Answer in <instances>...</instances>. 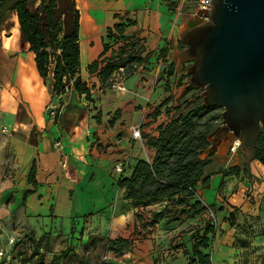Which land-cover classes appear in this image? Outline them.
Here are the masks:
<instances>
[{
    "label": "crops",
    "instance_id": "0c3cea01",
    "mask_svg": "<svg viewBox=\"0 0 264 264\" xmlns=\"http://www.w3.org/2000/svg\"><path fill=\"white\" fill-rule=\"evenodd\" d=\"M80 2L77 5L80 23V76L89 86L94 84L93 103L74 89L60 95L53 92L52 68L43 80L36 70L33 52L28 49V44L20 39L17 15L13 10L7 12L0 25V50L11 55L8 59L9 65L15 61L14 68L10 73H6L2 65L7 59L0 60V231L9 228L8 233L6 232L8 236L18 234L14 229H25L26 232H32L36 238L46 239L51 232L35 231V226L41 227L38 222H43L42 219L48 216L52 218L51 221L57 220L61 210L66 211L68 217H72L74 203L82 202L84 206L80 209L88 207V211L82 213L84 226L81 229L89 230L86 231L87 239L90 238V233H94L96 240L101 241L105 237L131 240L130 247L120 254L122 257L119 256V259H114L116 262H111L162 264L151 253L159 248L164 251L176 246L173 235L181 224L170 230L164 229L161 222L149 226L146 223L150 219L151 210L158 209L159 205L144 209L132 207L123 198L122 189L117 186L120 199L118 207L112 210L113 215L106 219L110 224L109 230L103 233L101 230H93L89 223L92 216L98 215V227H104L106 224L103 223L102 215L104 207L100 202L98 208L93 207L95 193L90 191L89 186H93V182L99 186L101 181L104 185L108 184V175H113L114 171L119 172L114 169L115 164L123 161L133 164L137 158H148L153 154L144 147L141 138L132 136L130 127L143 123L142 133H155L158 120H153L150 113L169 92L163 88L162 80H156L158 66L153 55L165 47L166 58L169 60L172 49L176 46L177 29L181 27L184 18L191 17L193 12L184 10L177 15V12L169 10L165 0ZM119 14H125L134 20V24L126 26L123 33L134 36L142 55L150 53V56L147 63L123 77L119 87H110L102 84L98 74H89L87 65L98 57L108 59L113 51H117L120 42H110L108 50L99 56L104 42L107 41L106 29L120 20L116 16ZM82 41L84 45H81ZM25 57L30 58L29 62ZM50 105L55 107V115L51 114ZM238 155L240 161H235ZM244 159L245 155L240 151V147L235 153L213 152L209 170L220 173L221 181H224L229 174L223 175L221 170L228 166L241 165ZM63 162H66L65 166L62 165ZM95 162L97 167L93 166ZM33 163L36 169L35 185L28 181ZM129 171L127 168L124 174L127 175ZM241 172L244 176L242 180L237 178V183H245L248 176L251 201H256L253 205L246 204L245 212L252 215L258 212L261 215L260 228L264 230V167L255 160L249 163L247 171L240 168L239 173L233 176L237 177ZM117 180L118 178L116 185ZM199 186L203 187L199 183L196 192L204 203ZM87 188L89 191H86ZM87 192L91 193L85 197ZM43 197L51 202L50 213H33L31 207L38 208V204L42 202L38 201L36 204V200ZM29 200L31 207H27ZM136 211L141 213L142 217H138ZM31 219L34 220L32 224L29 222ZM74 229L71 226L70 231ZM183 238L185 235H182L180 240ZM251 241L250 243L257 242L253 239ZM262 243L264 246V240ZM70 244L73 247L71 253L74 255L80 248L82 255L88 251V244L83 243L82 247L73 244V240ZM245 249L247 251L243 253L244 258L258 259L259 264H264V252L261 254L258 250H253V245H248ZM11 255L14 256L13 253ZM12 256H5L2 264H13ZM183 260L185 261V258Z\"/></svg>",
    "mask_w": 264,
    "mask_h": 264
},
{
    "label": "trees",
    "instance_id": "16d2710c",
    "mask_svg": "<svg viewBox=\"0 0 264 264\" xmlns=\"http://www.w3.org/2000/svg\"><path fill=\"white\" fill-rule=\"evenodd\" d=\"M177 3L178 0L166 1L171 12L175 11ZM10 10L17 15L20 39L33 52L36 70L43 80L52 68L53 92L60 95L74 89L93 103L94 84L89 86L80 76V23L76 0H0V25ZM118 17L120 20L106 29L107 41L104 42L99 56L108 50L110 42H120L117 51H113L108 59L98 57L87 65L89 74H98L102 84L110 87L113 86L114 73L119 67H123L122 73L126 77L140 65L147 63L150 56V53L142 55L134 36L123 33L126 26L134 24V20L125 14ZM166 50L167 48L162 47L153 55L158 66L156 80H162L163 88L169 92L150 113L153 120H158L155 133H142L143 123H140L143 145L153 154L148 158H137L133 164L121 162L123 170L118 177L117 186L122 189L123 198L132 207L144 209L158 204L159 208L151 210L146 224L154 226L161 222L164 229L170 230L187 223L188 220L198 219L211 209L210 205L202 203L196 187L199 183L203 186L209 184V166L213 153L205 156L201 154L210 145V133L221 124L222 108L218 105H206L200 92H195L200 88L190 81L185 85L184 79L189 75L177 71L173 61L166 58ZM240 148L245 154L242 164L224 168L221 170L223 175H237L240 168L247 171L253 160H257L264 167L263 131H260L253 147ZM127 168L130 171L125 175ZM35 172L33 163L28 174V181L33 185L36 184ZM135 213L142 217L138 211ZM201 223L199 226H190L184 232L187 242H182L183 238L178 243L184 249L183 264H212L209 249L215 233L214 223L210 219H203ZM27 235L31 244L35 245L32 255L37 254L39 244L45 237L36 238L32 232ZM93 241L94 238H91L90 243ZM102 243L104 251L118 256L130 247L131 240L105 237L102 238ZM14 244L18 245L17 242ZM69 246L53 258H66L72 254L73 247ZM18 254L23 255L20 252ZM12 257H17V254ZM23 258L25 257H22V262L26 260ZM71 262L70 264H92L85 255ZM30 264L42 262L35 259ZM96 264L113 263L101 260Z\"/></svg>",
    "mask_w": 264,
    "mask_h": 264
},
{
    "label": "rangeland",
    "instance_id": "374dc122",
    "mask_svg": "<svg viewBox=\"0 0 264 264\" xmlns=\"http://www.w3.org/2000/svg\"><path fill=\"white\" fill-rule=\"evenodd\" d=\"M167 1V0H165ZM78 2L80 0H76V3L78 5ZM81 4V2L79 3ZM191 8V7H189ZM189 10L188 7L185 6V11ZM176 13V11H174ZM120 16V14L118 15ZM186 19L184 18L183 23L180 28L177 29V32L175 34L176 36V46L174 49H172L171 55L169 60L173 61V63L176 66V69L178 72L187 73V67L190 65V61L187 58V54L185 52L186 44L183 42L182 37L184 33L187 31V22H185ZM84 45V41L81 42V45ZM11 55H7L0 50V60H5V63L2 65V69L6 71V73H10L11 69L14 68L15 61L12 62V65L8 64V59H10ZM25 60L29 62L30 58L25 57ZM15 70V69H14ZM118 74V71L114 73L113 78V84L115 76ZM185 85L188 78H185ZM191 83V82H190ZM199 88V87H198ZM181 90V89H180ZM196 93L201 92V88L199 90L195 91ZM201 95V93H200ZM22 102H24L22 100ZM221 125V124H219ZM218 125V126H219ZM94 139V138H92ZM221 151V150H220ZM224 151V149H222ZM240 151H242L243 155L244 150L240 148ZM207 150H205L201 156L207 155ZM241 153V152H240ZM235 161H240L239 155L236 156ZM255 161V160H253ZM252 162V161H251ZM260 166L261 163L258 162ZM237 165V164H236ZM93 166L97 167L98 164L93 163ZM95 168L92 169L94 171ZM119 176V172H113V175H108L110 178L108 180V184L104 185L103 181H101L100 185L97 186L95 182H93V186H89L90 191L94 194V208H98L99 202L101 203V206L104 207V212L102 213L103 216V223L106 224L104 227H98V215L96 217H93L90 219L89 223L91 224V227L93 230H101L102 233L109 230L110 224L107 222V217H111L113 215L112 210H115L119 202L120 196H119V190L116 185V179ZM244 173L241 172L240 175L233 176L228 175L225 177L222 184L221 181V174L214 172L212 170L211 172V178L209 181V184L207 186H199L200 196L201 199L204 201L205 204H209L212 210V213L209 211H206V215L199 216L198 219L189 220L187 223H183L180 225V227L176 228L174 232L173 238L175 243L173 248L170 250L165 249L164 251L160 248L155 251H153L151 254L153 257H157L158 260L162 264H165L166 262H172L174 264H183L184 257V249L183 246H180L178 243H181L182 240H180L181 236L188 230L190 226H196L201 225L203 219L209 220L214 223L215 227V233L213 235V240L211 247L209 249L212 264H259L260 260H252L248 258H244L243 253L247 251L245 248L249 245H253V250H258V253L264 252V246L263 243L261 244V241L264 240V230L260 228V225L262 224L261 221V215L257 212L256 214H247V211L245 212V209L247 208V205H253L256 204L255 200L251 201V193L249 189H251L250 186V180L248 176H246V182L244 183H237V178L241 179L243 178ZM114 182V183H113ZM89 188H87L89 191ZM248 189V190H247ZM222 193V191H224ZM248 191V192H246ZM252 191V190H251ZM91 192H87L85 197H88ZM248 197V198H247ZM247 198V199H246ZM247 200V201H245ZM38 201L42 202L41 204H38V208H34L30 206V200L27 203V207H31V210H34V212H39L40 214H48L50 213V206L51 203L48 201L45 197H43L40 200H36V204ZM247 204V205H246ZM37 206V205H36ZM84 204L82 202H75L74 203V212L72 213V217L67 216V212L64 210H61L60 215L57 217V220H52L51 217H44L42 219L43 222H38V224L41 225L40 228H38V225L34 227L35 231L38 233H42L43 231L51 232L50 235L45 239L44 241H41L38 247V253L32 255V250L35 245L31 244V242L28 240V232H26L25 229H14L18 232V234H12L6 236V232L10 230L9 228H4L3 231H0V264L3 263V260L5 256H12L11 254H17V257H13V264H30V262L34 261H41L42 264H70L71 261L75 262L81 255L82 250L81 248L78 249L77 254L81 253L79 255L69 254L66 258H53L54 255H58L64 248L70 247V243L78 244L79 246H82L83 243L88 244V251L85 252L83 255L87 256L92 264H96L97 262L103 260L102 255L106 253L104 251V246L101 244L102 241L96 240V235L94 233H90L89 239H87V233L89 230L86 231L81 230L84 226V221L82 217V213L88 211V207L85 206L82 208ZM33 208V209H32ZM243 210V212L241 210ZM81 210V211H78ZM83 210V211H82ZM95 212V211H94ZM32 213V211H30ZM78 214V215H77ZM95 215V213H94ZM202 220V221H201ZM31 224L34 223V220L31 219L29 221ZM107 222V223H106ZM37 223V222H35ZM253 223L255 226H253ZM74 227L75 229L70 231V228ZM144 231L145 229L142 228ZM1 230V229H0ZM16 232V233H17ZM84 232V234H83ZM15 233V232H14ZM63 235H62V234ZM11 234V233H10ZM143 234V232H142ZM2 235V236H1ZM140 235V234H139ZM94 238V241L90 243L91 238ZM227 241H224L226 240ZM253 241H257L255 243H250ZM19 241H21L19 243ZM187 242V235L186 238L182 242ZM17 242L18 245H15L14 243ZM178 244V245H177ZM220 244H222L220 246ZM14 245V246H13ZM83 247V246H82ZM12 248V249H11ZM257 248V249H255ZM12 252V253H11ZM18 252L23 253L22 256L18 254ZM109 254V253H108ZM31 255V257H30ZM110 255V254H109ZM122 257V255H110V258H107L106 261H113L115 258L119 259ZM22 257H25L23 259H26L24 262L21 261ZM165 257V258H164ZM115 261V260H114ZM254 261V263H253ZM116 262V261H115ZM115 262L113 264H115Z\"/></svg>",
    "mask_w": 264,
    "mask_h": 264
},
{
    "label": "water",
    "instance_id": "95a60500",
    "mask_svg": "<svg viewBox=\"0 0 264 264\" xmlns=\"http://www.w3.org/2000/svg\"><path fill=\"white\" fill-rule=\"evenodd\" d=\"M202 13L187 21L194 28L182 40L190 82L206 105L222 108L207 152L225 153L236 138L251 148L264 132V0H213L209 21L196 26Z\"/></svg>",
    "mask_w": 264,
    "mask_h": 264
},
{
    "label": "built area",
    "instance_id": "2783aa9c",
    "mask_svg": "<svg viewBox=\"0 0 264 264\" xmlns=\"http://www.w3.org/2000/svg\"><path fill=\"white\" fill-rule=\"evenodd\" d=\"M213 0H178L177 6L175 8V11L177 12V15L181 14L185 10V6L188 7L191 12L196 13L197 11L201 10L204 11L205 13H202L201 17L204 19V23L209 21V11L211 10ZM191 7V8H189ZM116 71H118V74L115 76L114 79V84L113 86L119 87V83L122 80L123 76V67H119ZM55 107L53 105H50V112L51 114H55L54 111ZM132 136L134 138H141L140 134V124L132 125L130 127ZM239 139H234L231 141L229 145L228 152L230 153H235L239 149ZM62 165H66V162H63ZM114 169L116 171L121 172L123 170V165L120 163L115 164ZM259 196V193L257 194ZM209 212L212 213V210L209 208ZM0 250V254H1ZM103 260H107V258H110V255L108 252L104 253L102 255Z\"/></svg>",
    "mask_w": 264,
    "mask_h": 264
},
{
    "label": "flooded vegetation",
    "instance_id": "af4514ba",
    "mask_svg": "<svg viewBox=\"0 0 264 264\" xmlns=\"http://www.w3.org/2000/svg\"><path fill=\"white\" fill-rule=\"evenodd\" d=\"M190 18L191 17H188L185 22H187ZM203 23H204V19L201 17V20L198 21V19H197V25L196 26L202 25ZM192 28H194V27L193 26L192 27H188L187 28V31L190 30V29H192Z\"/></svg>",
    "mask_w": 264,
    "mask_h": 264
}]
</instances>
